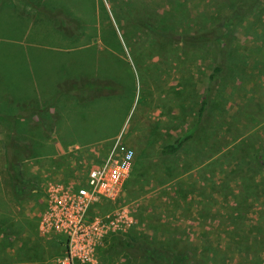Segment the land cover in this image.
I'll list each match as a JSON object with an SVG mask.
<instances>
[{
  "label": "rangeland",
  "instance_id": "rangeland-1",
  "mask_svg": "<svg viewBox=\"0 0 264 264\" xmlns=\"http://www.w3.org/2000/svg\"><path fill=\"white\" fill-rule=\"evenodd\" d=\"M57 1L100 45L74 53L78 67L69 74L76 76L56 77V83L83 76L114 81L122 90L80 107L84 123L76 126L102 141L55 157H20L21 201L10 202L19 197L5 151L14 132L4 117L11 112L0 104V225L9 213L24 215L29 264H56L64 249L61 236L38 233L45 185L81 186L119 136L133 151L131 169L117 199L92 204L90 216L127 207L136 224L125 234L180 250L189 262L264 264V0L237 19L231 11L241 0H90L91 7L88 0ZM2 2L0 33L16 35L18 19ZM219 26L228 42L227 70L198 123L215 51L182 37ZM10 47L0 42V66ZM50 116L39 111L36 117ZM14 121L19 139L40 145L41 121ZM168 145L174 154L162 156ZM104 246L95 264H127L121 255L104 258Z\"/></svg>",
  "mask_w": 264,
  "mask_h": 264
},
{
  "label": "crops",
  "instance_id": "crops-1",
  "mask_svg": "<svg viewBox=\"0 0 264 264\" xmlns=\"http://www.w3.org/2000/svg\"><path fill=\"white\" fill-rule=\"evenodd\" d=\"M3 3H6L8 12L18 19L21 29L16 35L6 31L0 33V42L11 46L5 51L6 64L1 62L0 66V104L10 105L12 110L15 108L13 105L18 103H31L34 109H45L54 115L53 132L48 138L40 135V145L35 146L29 138L24 137L23 140L30 143L29 157H55L61 152L102 141L93 139L85 125L76 126V123H84L80 107L85 103H79L69 95L55 97L56 77L76 76L69 74L78 67L77 58L72 55L90 50V46H99L100 41L95 39L93 32L87 35L88 27L57 0H3ZM88 3L91 7L90 0ZM58 17L63 20H58ZM69 20L75 21V24ZM36 116L22 120L41 121ZM21 196L15 194L10 202L21 201ZM1 202L0 199V206ZM23 216L9 213L5 216L6 224L0 225V264H29L32 261L29 226Z\"/></svg>",
  "mask_w": 264,
  "mask_h": 264
},
{
  "label": "built area",
  "instance_id": "built-area-1",
  "mask_svg": "<svg viewBox=\"0 0 264 264\" xmlns=\"http://www.w3.org/2000/svg\"><path fill=\"white\" fill-rule=\"evenodd\" d=\"M120 138L110 142L101 162L88 172L81 186L71 189L57 181L45 185V206L37 229L43 237L63 238V253L56 264H95L97 249L108 242V237L123 234L135 226L136 221L127 207L89 215L92 204L117 199L131 169L133 151Z\"/></svg>",
  "mask_w": 264,
  "mask_h": 264
},
{
  "label": "trees",
  "instance_id": "trees-1",
  "mask_svg": "<svg viewBox=\"0 0 264 264\" xmlns=\"http://www.w3.org/2000/svg\"><path fill=\"white\" fill-rule=\"evenodd\" d=\"M258 0H241L234 7H232L231 14L234 19L243 16L246 12L252 9ZM58 20L63 18L58 17ZM71 24L75 21L69 20ZM75 24V23H74ZM182 39L190 43H206L211 44L215 51V65L211 73L208 75V83L205 95L200 103L198 110V123L204 118L206 113L207 101L209 95L219 84L220 80L227 70V54L228 42L222 34L220 26L202 31L196 35H185ZM121 86L111 80H101L86 77H79L76 79L62 80L56 83V98L69 95L75 98L79 103H84L104 97L114 96L121 93ZM14 109L11 110L10 105L2 106L1 109L10 111L11 113L4 117L12 124L13 132L15 134L14 124L15 119L30 120L36 116L39 111L34 109L32 104L18 103ZM45 111V109H44ZM5 113V112H4ZM54 115L49 117V121H41L39 125L43 130V136L48 138L54 128ZM37 124V121H28ZM12 135L5 146L6 159L8 170L12 178V186L17 194L22 195L25 192L23 188V180L19 172L20 156L29 157L31 155L30 143L19 139L17 135ZM162 156L169 157L174 154L172 146H164L160 150ZM259 156L255 157L258 160ZM261 159V158H260ZM107 244V245H106ZM104 247L100 248V254L104 258L109 259L121 255L124 257L127 264H202L198 260L189 262L187 256L182 251L165 250L161 246L148 242L143 237H133L127 234H115L110 236L108 242Z\"/></svg>",
  "mask_w": 264,
  "mask_h": 264
}]
</instances>
